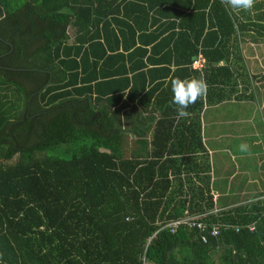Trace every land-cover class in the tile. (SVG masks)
Returning <instances> with one entry per match:
<instances>
[{
    "label": "trees",
    "instance_id": "16d2710c",
    "mask_svg": "<svg viewBox=\"0 0 264 264\" xmlns=\"http://www.w3.org/2000/svg\"><path fill=\"white\" fill-rule=\"evenodd\" d=\"M244 36L264 0H0V264H264V193L213 202L201 134L204 106L254 99Z\"/></svg>",
    "mask_w": 264,
    "mask_h": 264
},
{
    "label": "rangeland",
    "instance_id": "374dc122",
    "mask_svg": "<svg viewBox=\"0 0 264 264\" xmlns=\"http://www.w3.org/2000/svg\"><path fill=\"white\" fill-rule=\"evenodd\" d=\"M257 61L253 68L264 71V58L263 69ZM258 77L254 80L257 87L264 85L263 78ZM226 107L209 109L201 118L203 140L210 149L212 183L215 180L214 190L219 193V206L264 193V106L261 105V110L260 105L257 107L251 103ZM229 119L235 121L227 122ZM242 144L247 145L246 151H241ZM215 192L213 195L218 196Z\"/></svg>",
    "mask_w": 264,
    "mask_h": 264
},
{
    "label": "crops",
    "instance_id": "0c3cea01",
    "mask_svg": "<svg viewBox=\"0 0 264 264\" xmlns=\"http://www.w3.org/2000/svg\"><path fill=\"white\" fill-rule=\"evenodd\" d=\"M240 44H241V49H242V55H243L244 63L246 65V67H247V70H248L250 76L252 77L251 81H252V85H253L252 86L253 87L252 88V92H254V99L253 100L249 99L247 101H245V100H243V101L229 100L227 102H224V103L212 106V107L204 106L200 118H202L203 113L205 114L207 112V110L209 111V109L211 110V109H214V108H221L223 106H227V107L229 105H234L235 106L236 104H243V103H251V104H253V106H257V107H259V105H260L259 109L262 108L261 105L264 106V85H262V86L258 85V87H257V86H255V84H257V83H255V81H254L255 79L259 78L258 75L260 77H262L263 81H264V71H262V70L259 71V69L257 70L256 67L253 68L254 63L257 60H258L257 62L259 63V66H261V68H262V63H263L262 59L264 58V55H263L264 54V40L258 39V41H256V40L254 41V40L251 39V37L244 36ZM250 54H252V57L250 56ZM198 55H202V53L199 52L196 56L192 57V63L196 59V57ZM202 57L204 58L203 55H202ZM192 63L190 65L191 70L197 71V72H200V73L203 71V70L194 69L192 67ZM263 84H264V82H263ZM228 108H230V107H228ZM243 120L246 121L247 119L243 118ZM250 120L251 119H249V121ZM234 121L235 120H233V119L232 120H230V119L227 120V122H234ZM201 134H202L203 145L206 147V149H207V151H208V153L210 155V149L205 144V141L203 140V125H202V121H201ZM210 163H211V160H210ZM238 170H239V168H238ZM246 173H248L247 170H246ZM225 174H226V172H225ZM225 174H223V176ZM211 175H212V172H211ZM232 176H234V174ZM214 182H215V180H214ZM214 189H215V187H214ZM214 189L212 190L213 192H215ZM227 189L229 190L230 188L227 187ZM215 193H217V192H215ZM217 194L219 196V193H217ZM227 205H232V204H227ZM225 207H227V206H225Z\"/></svg>",
    "mask_w": 264,
    "mask_h": 264
},
{
    "label": "clouds",
    "instance_id": "9594fccd",
    "mask_svg": "<svg viewBox=\"0 0 264 264\" xmlns=\"http://www.w3.org/2000/svg\"><path fill=\"white\" fill-rule=\"evenodd\" d=\"M256 0H222V3L233 10L250 11ZM207 90V83L203 78H175L171 80L172 101L176 105L178 118H186L190 115L188 107L194 104ZM241 151L247 150V145L240 146ZM167 228V227H165Z\"/></svg>",
    "mask_w": 264,
    "mask_h": 264
},
{
    "label": "built area",
    "instance_id": "2783aa9c",
    "mask_svg": "<svg viewBox=\"0 0 264 264\" xmlns=\"http://www.w3.org/2000/svg\"><path fill=\"white\" fill-rule=\"evenodd\" d=\"M205 63H206L205 59L202 57V55H198L196 57V59L193 61L192 67L194 69L202 70V69H204ZM217 197L218 196H216V195H212L213 202L216 203ZM257 199L264 200V194L261 197H257ZM218 211H220V209L218 207H216V205H215L212 213H217ZM203 217H204V215L186 216V217H183L181 219L171 221V222L163 225L161 228L167 227L169 229L170 233H174L179 227L184 226L188 229H196V230L203 232V230H205V228H206V224L200 220ZM249 230L252 231L253 226H250ZM219 233H220V226L214 225L211 228L209 235L211 237H216L217 235H219ZM201 239H202L203 243H207V236L206 235H202Z\"/></svg>",
    "mask_w": 264,
    "mask_h": 264
}]
</instances>
